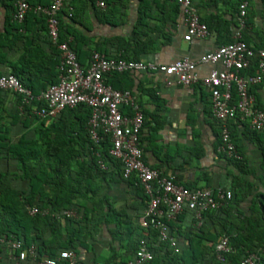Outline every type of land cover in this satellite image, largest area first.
Listing matches in <instances>:
<instances>
[{"label": "trees", "instance_id": "16d2710c", "mask_svg": "<svg viewBox=\"0 0 264 264\" xmlns=\"http://www.w3.org/2000/svg\"><path fill=\"white\" fill-rule=\"evenodd\" d=\"M28 1L35 6L48 4L50 0ZM76 1L67 0L57 14L59 41L70 39L69 45L84 67L83 55L88 59L93 51L88 49L87 53H82L81 46L84 47L86 40L73 27L83 25V13L87 14V6H77ZM88 1L96 7V0ZM6 2L4 5L9 13L0 27V67L8 69H0V75L17 77L31 91L33 99L23 104L22 96L0 91V264L11 263L8 240H19L24 248L34 245L38 259L54 257L63 250L77 252L86 248L83 241L93 238L103 224L111 222L112 210L105 205V197L100 196L98 184V179H106L110 170L113 172L109 179L140 191L141 202L146 201L147 205V196L136 179L124 178L121 164L109 156V137H103L97 144L90 139L88 107L67 108L52 120L33 114L34 109L43 106L37 97L57 82L59 52L46 36L48 53L43 54L28 45L24 50L26 60L23 54L21 64L9 62L11 44L26 42L27 37L20 34L25 32L26 25H46V18L30 11L23 22L17 23L12 17L14 0ZM108 2L106 0L104 9ZM175 7L179 9L176 3ZM127 73L132 72L111 73L104 80L114 89L124 90L113 81ZM230 135L233 140L231 130ZM235 147L238 152L236 144ZM98 160L106 165L105 170L99 168ZM229 162L242 170L241 160L230 159ZM259 181L264 186V177ZM227 190L231 198L220 208L203 212L199 220L192 210L184 207L175 219L167 222L170 233L178 241L179 253L162 243L152 228L120 219L121 213H116L111 222L115 224L111 232L113 240L134 254L140 240H146L153 254L147 264H239L250 254L257 256L256 264H264V191L257 192L252 182L238 176L232 178ZM248 196H252L249 213L241 214L238 205ZM33 207L48 213L30 215L29 209ZM66 210H75L77 217L62 216ZM222 237H227L231 252L224 254L220 261L215 245ZM123 258L120 261L128 260ZM78 262L84 264L81 260ZM100 262L113 264L117 261ZM21 264H32L30 257Z\"/></svg>", "mask_w": 264, "mask_h": 264}, {"label": "crops", "instance_id": "0c3cea01", "mask_svg": "<svg viewBox=\"0 0 264 264\" xmlns=\"http://www.w3.org/2000/svg\"><path fill=\"white\" fill-rule=\"evenodd\" d=\"M239 1L193 0L210 34L205 39L189 42L183 39L186 27L174 0H109L103 11L96 3L93 8L88 0H77V6H87V14L83 13V25L73 27L86 40L84 47L81 46L83 54L91 49V52L107 57L163 65L184 58L196 62L219 45L233 41L238 29ZM4 2L7 3L0 0L1 28L8 12ZM245 23L243 41L251 48H264V0L248 1ZM25 29L20 34L27 37L26 42L11 44L9 62L13 64L22 63L25 46L36 47L43 54L49 51L46 25L31 24ZM82 60L86 66L89 58L83 55ZM221 68L220 64L199 63L195 73L204 77L211 70ZM255 71L254 60L248 73ZM168 79L170 84L159 73L132 72L113 81L115 86L130 90L140 104L144 116L140 133L144 162L190 189L227 190L232 178L238 176L252 182L257 192L264 191L259 181L264 177V132L252 133L241 120L229 122L243 166L242 170H238L229 162L232 158L218 152L220 125L212 116L208 90L200 84L183 86L176 84L174 77ZM250 91L255 105L264 111V79ZM112 172H107L106 179H98L100 196L105 197V205L108 204L112 210L110 220L112 222L114 215L121 213L123 216L120 219H129L137 226L146 201L141 202L140 191L109 179ZM241 189L244 190V187ZM251 202L252 196H248L239 203L241 214L249 213ZM111 222L103 224L93 238L83 241L86 248L77 250L78 259L84 264L120 261L123 257L133 259V251L121 248V243L113 240L111 232L115 224Z\"/></svg>", "mask_w": 264, "mask_h": 264}, {"label": "built area", "instance_id": "2783aa9c", "mask_svg": "<svg viewBox=\"0 0 264 264\" xmlns=\"http://www.w3.org/2000/svg\"><path fill=\"white\" fill-rule=\"evenodd\" d=\"M66 1L50 0L48 4L31 6L28 0H14L13 20L23 22L30 11L44 15L47 36L59 52L57 82L49 85L37 97V100L43 102V106L34 109L33 114L52 120L67 108L78 105L88 107L90 139L97 144L103 137H109V156L121 164L123 177H134L147 196V205L139 219V225L155 230L162 243L174 253H179L178 241L170 233L167 222L175 219L184 207L192 210L199 220L203 212L223 206L231 198V192L225 189H190L176 183L173 177L164 175L160 170L149 167L144 162L140 145V133L144 124L140 104L130 90L114 89L105 82L104 77L111 73L149 72L164 75L167 84H170L169 77H174L176 84L183 86L200 84L209 92L212 116L220 125L218 152L228 158L240 160L241 156L230 135L229 122L238 118L245 122L249 130L264 132V111L255 105L250 91L264 79V48H251L242 39L249 0L239 1L238 29L233 41L219 45L196 62L184 58L163 65L107 57L93 51L84 67L70 47V39L59 41L57 14L64 8ZM175 3L183 15L186 27L183 39L189 42L207 38L209 29L201 21L193 0H175ZM96 5L104 9L106 0H96ZM254 60L256 71L249 74ZM199 63L220 64L222 68L213 69L206 76L199 77L195 73ZM0 91H11L22 96L23 104H28L33 99L31 91L12 74L0 75ZM98 166L101 170L106 169L101 160H98ZM37 213L46 215L48 212L39 211L36 207L29 209L30 215ZM62 216L76 218L77 213L75 210H66ZM7 245L10 249V264H21L28 257L32 264H79L78 255L73 250H63L54 257L38 259L34 245L24 248L19 240H8ZM230 252L227 237H222L215 245L217 259L222 261L223 255ZM152 259L148 242L142 239L133 259L113 264H147ZM257 259L255 254H250L239 264H256Z\"/></svg>", "mask_w": 264, "mask_h": 264}]
</instances>
